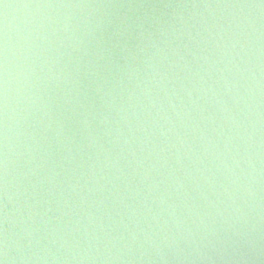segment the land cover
<instances>
[{
  "label": "water",
  "instance_id": "water-1",
  "mask_svg": "<svg viewBox=\"0 0 264 264\" xmlns=\"http://www.w3.org/2000/svg\"><path fill=\"white\" fill-rule=\"evenodd\" d=\"M0 264H264V0H0Z\"/></svg>",
  "mask_w": 264,
  "mask_h": 264
}]
</instances>
